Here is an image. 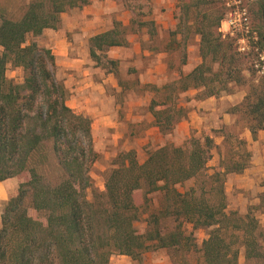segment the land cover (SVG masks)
Masks as SVG:
<instances>
[{"label":"trees","instance_id":"16d2710c","mask_svg":"<svg viewBox=\"0 0 264 264\" xmlns=\"http://www.w3.org/2000/svg\"><path fill=\"white\" fill-rule=\"evenodd\" d=\"M183 1L172 35L195 28L202 63L179 80L149 85L155 126L169 139L187 117L179 106L182 92L201 90L198 98L207 99L243 86L246 95L238 107L256 139L264 130V34L249 52H241L239 38L220 32L226 5L208 3L202 11L207 0ZM87 4L89 0H31L20 20L3 18L0 23V182L16 178L19 183L1 216L0 264H110L115 254L142 264L146 252L160 249L168 251L173 264H195L191 255L196 245L185 224L211 229L201 247L202 264H239V247L248 264H264V232L257 219L249 213L235 223L225 211L226 176L241 173L246 159L232 165L222 161L210 169L215 143L209 134L192 135L180 146L168 141L149 151L143 163L133 150L122 153L107 174L105 191L88 199L97 160L92 121L68 106L69 91L56 77L52 50L28 44L30 35L58 30L62 14ZM234 6L230 3V10ZM132 25L115 22L111 30L90 38V57L100 60L111 47L126 46ZM9 64L23 69V83L7 78ZM41 153L57 161L59 183L32 163ZM191 180L194 187L178 190ZM153 194L164 197L157 207ZM143 215L147 226L142 232L135 223Z\"/></svg>","mask_w":264,"mask_h":264},{"label":"crops","instance_id":"0c3cea01","mask_svg":"<svg viewBox=\"0 0 264 264\" xmlns=\"http://www.w3.org/2000/svg\"><path fill=\"white\" fill-rule=\"evenodd\" d=\"M172 1L162 0L159 6L163 4L166 11L152 17L157 24H162L160 33L173 30L177 25ZM72 10L80 11L82 22L73 21L65 33H57L54 53L56 52L59 65L70 70L72 96L68 106L77 114L91 119L93 131L97 130L101 138L100 141L96 138L95 142L115 147L126 146L133 135L135 144L129 146V150H136L142 155L143 163L146 160L143 151L158 149L168 140L180 146L194 133H206L216 138L217 131L235 124L236 119L230 108L238 106L244 96H222V93L220 97L199 99L201 90L190 89L179 95V106L187 112V117L177 123L168 139L155 126L154 117L149 112L152 99L144 100L137 96L132 91L131 81L136 78L138 83L146 86H162L171 82L168 79L173 71L172 48H157L151 44L152 35L143 31L127 38L126 46L111 47L106 51L115 68L99 66L90 57L89 39L114 27V24L109 26V17L116 16L119 20L117 22L129 26L130 15L122 12L123 17L118 16L120 10L113 0H89L86 6ZM64 15L65 13L61 18ZM76 30L81 32L78 34L80 43L72 51L69 32ZM142 61L146 62L144 66L141 65ZM196 67L184 65L182 74L176 73L173 81L179 80L181 75L191 73ZM241 137L252 155L250 166L245 169V176L254 184L255 180L264 178V130L254 139L251 131L245 128ZM18 187L16 178L0 182V207L6 205L17 193Z\"/></svg>","mask_w":264,"mask_h":264},{"label":"rangeland","instance_id":"374dc122","mask_svg":"<svg viewBox=\"0 0 264 264\" xmlns=\"http://www.w3.org/2000/svg\"><path fill=\"white\" fill-rule=\"evenodd\" d=\"M30 1L31 0H0V23L3 18H8L14 21L20 20L26 12L27 5ZM113 1L117 3V7L120 10L118 16L123 17L122 12H128V14L130 15V25L133 22L132 29L127 35V38L130 39L134 35L144 31L145 33H150V35H152V45L157 46V48L159 49H165L167 47L172 48L173 53L171 55V61L173 71L172 76H170L168 79L169 81H173L174 78H176V73L182 74V69L184 65L191 64L196 67L202 63V58L200 57L201 38L200 35L195 33V28H184L183 31L172 35V33L177 30V15L178 13L180 15L179 0L172 1L174 18L177 21L176 27L173 30H168L166 32L161 33L159 31L162 24H157V22L153 20L152 17L154 18L156 15H161L166 11V8L165 6H163V4L159 6L160 2L162 3V0ZM193 1L196 0H192V2ZM227 1L228 0H207V4L203 3L200 9L202 11H205L206 8H208V3H219V7H223L224 5H226L228 10L224 8L225 14L224 20L222 21V25L220 28V32L224 34V36L230 35L234 39L239 38L236 45L239 48L245 49L241 52H249V50L251 49L250 47L257 43L260 34H264V19L262 17V6L264 4V0H235V2L233 3L229 0V4L227 3L228 5L225 4ZM183 3H186V1L184 0ZM230 3L231 5H235L233 7L235 8L234 11L230 10ZM129 6H132L133 8L135 7V9H131L129 8ZM196 9L197 8H194V11H196ZM199 20H203V16H200ZM73 21H78L79 23L82 22L80 11L69 10L65 13L64 18H61V26L58 30H45L40 36L30 35L28 37V44L31 42H36L39 47L51 49L53 54L55 55L56 52L54 53V39L56 38L57 33H65L66 28L69 27L68 25L72 24ZM117 21L119 20H117L116 16L109 17V26L111 27ZM213 21L214 20H210L209 23ZM80 33L81 32L79 30H76L72 33L69 32V42L72 43V51H75L76 47L80 43V36L78 35ZM93 61H95L99 66H108L110 69L115 68L114 65L109 64L111 60L109 59L107 52L100 54V60ZM262 61H264V58H262ZM145 64L146 62L142 61L141 65L144 66ZM69 71L70 70H68L67 68L60 66L59 62L56 61V77L59 81H62L68 89V101L71 100L70 98L72 96L70 86L71 77ZM6 75L9 80L13 81L16 84H21L24 81L23 69L15 67L13 64H9L7 66ZM258 75L262 74L258 73ZM131 84L133 88L132 91L137 96L142 97L144 100H151L153 98L154 93L152 88L149 87V85L146 86L138 83L136 78L131 81ZM227 95H240L245 97L246 87H234L231 92L222 94V96ZM238 106L230 108L232 115H234L236 119L235 124L232 127H226L220 130L219 132L217 131V133H215L217 135L216 138H213L215 143L213 157L208 163V167L210 169L218 167L222 161L225 164L229 163L230 165H232L234 162L242 163L245 161V159V169L250 166V160L252 155L247 145L241 144L242 141H244V139H242L241 137V134L245 128H248V120ZM144 110H146V108ZM98 133L99 132H97V130L93 131L94 140L97 138V140L100 141L101 138ZM137 134H139V132ZM205 134L206 133L197 135L194 133L193 135L199 137ZM132 137L133 135H131L129 143L126 146L119 147H115L114 145L100 144L98 141L95 142L97 160L94 166L92 167L91 171L92 186L87 191V196L90 201H93L96 196L105 191V181L107 174L113 169V165L116 161L119 160L120 155L122 153L130 151L129 146L135 144V141L132 139ZM133 151L136 152V150ZM149 151H143L146 154L145 158H147V154ZM136 155L138 161L142 163L144 157L142 155H139L137 152ZM247 155L250 156L248 157ZM32 163H34L36 167H38L39 171H41L46 176V178L54 184L59 183V181L62 179V173L59 170L57 161L53 158V156H47L45 155V153H41L35 155ZM245 169L241 173H230L226 176L225 193L227 197V206L225 211L228 215L232 216L234 222L236 220L239 221V218H243L250 213L252 217H255L257 219L260 230L264 232V178H261L260 181L255 180L254 184H252L253 181H249V177L245 176ZM194 184V180L188 181L185 184L178 186V190L181 192H187L189 189L194 187ZM142 194L143 193L141 192L136 197L139 203L141 201ZM150 197L155 207L159 206L164 198L161 194H153ZM5 206L6 205L4 204L0 207V227L1 216L5 209ZM146 217V215H143L142 219L139 222L135 223V227L139 231L143 232L146 229ZM231 224L233 225V222H231ZM184 228L187 234L191 235L196 245V249L191 255L192 260L195 264H202L203 260L201 254V247L203 245V242L208 238L211 229H194L193 225L191 224H185ZM234 236H240L239 232H234ZM261 237L262 241H264V236ZM238 249L239 264H248V261L245 258L244 248L239 247ZM110 264L138 263L136 261H133L128 256L115 254L111 257ZM142 264H173V262L168 251L165 249H160L156 251L146 252L142 258Z\"/></svg>","mask_w":264,"mask_h":264},{"label":"built area","instance_id":"2783aa9c","mask_svg":"<svg viewBox=\"0 0 264 264\" xmlns=\"http://www.w3.org/2000/svg\"><path fill=\"white\" fill-rule=\"evenodd\" d=\"M240 51L245 50L244 48H239Z\"/></svg>","mask_w":264,"mask_h":264}]
</instances>
